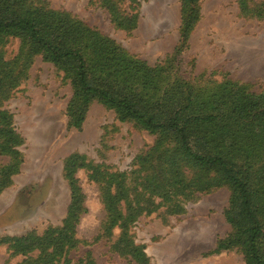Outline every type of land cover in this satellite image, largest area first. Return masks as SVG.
Masks as SVG:
<instances>
[{"label":"rangeland","instance_id":"rangeland-1","mask_svg":"<svg viewBox=\"0 0 264 264\" xmlns=\"http://www.w3.org/2000/svg\"><path fill=\"white\" fill-rule=\"evenodd\" d=\"M32 1L69 13L135 59L150 67L164 66L193 88L208 90L229 79L248 92L264 90V0H198L199 18L185 40L180 32L181 0H110L121 25L103 0ZM20 47L19 38L7 37L4 60L13 59ZM22 73L9 97L0 101L21 139L16 147L21 161L0 189V240L42 235L62 225L71 202L64 161L77 154L78 164L88 165L76 166L73 173L82 195L83 211L74 233L79 242L55 264H143L118 249L123 248L118 242L123 232L145 254L146 264H246L238 247L214 251L218 240L232 233L225 215L231 190L225 184L178 200L176 212L161 202L124 227L123 219L108 227L102 185L90 177L92 168L125 173V182L133 186L137 158L151 151L158 135L133 121H120L113 109L97 100L89 104L81 125L71 127L66 113L73 92L70 78L39 53L22 66ZM8 162L9 156L0 154V170ZM118 207L124 218L125 200ZM36 253H18L9 242L0 241V264H26Z\"/></svg>","mask_w":264,"mask_h":264},{"label":"trees","instance_id":"trees-1","mask_svg":"<svg viewBox=\"0 0 264 264\" xmlns=\"http://www.w3.org/2000/svg\"><path fill=\"white\" fill-rule=\"evenodd\" d=\"M103 2L121 25L112 2ZM198 18V0H181L183 40ZM9 36L19 38L21 47L6 61L2 46ZM38 53L70 78L69 126L79 127L89 104L97 100L113 109L120 121H133L158 135L151 151L137 158L138 168L131 172L133 186L125 182V173L90 166V177L102 185L108 227L121 219L124 227L136 214L152 212L161 202L176 212L178 200L225 184L231 190L225 215L232 233L218 240L214 251L238 247L246 264H264V90L248 92L245 85L229 79L208 90L193 88L173 78L164 66L150 67L135 59L114 40L67 12L32 0H0V101L9 97L23 74L22 66ZM20 142L11 114L0 108V154L9 156L0 170V189L21 161L16 149ZM78 160L81 156L72 154L64 161L71 202L62 225L42 235L0 240L18 253L37 251L26 264H55L79 242L74 233L83 211L82 195L73 173L76 166L88 165ZM107 175L115 181L114 191ZM155 196L160 198L157 203ZM121 199L127 204L124 218L118 207ZM125 237L123 232L118 240L123 248L118 249L146 264L145 254Z\"/></svg>","mask_w":264,"mask_h":264}]
</instances>
